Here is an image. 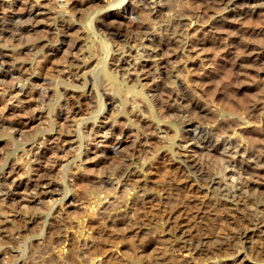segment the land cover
Segmentation results:
<instances>
[{
	"label": "rangeland",
	"instance_id": "obj_1",
	"mask_svg": "<svg viewBox=\"0 0 264 264\" xmlns=\"http://www.w3.org/2000/svg\"><path fill=\"white\" fill-rule=\"evenodd\" d=\"M70 1L74 2L71 4ZM70 1L72 6L66 5L68 10L62 8L64 0H51L48 6L43 3L41 11L33 14L31 20L22 22L29 28L28 32L23 31L22 37L0 33V50L8 54L4 63L0 62L1 66L7 69L18 66L21 72L25 70L21 73L25 77L23 81L15 79L13 84L12 81L0 83V117L19 122L21 128L11 134L0 132V182L6 181L3 189L16 197V200L6 202L0 194V228H3L0 230V264H232L238 256L241 262L237 264H264V234L247 229L255 220L251 215L264 218V63L253 62L247 56L252 48L264 50V8L255 7L262 0L240 1L236 11L229 12L226 20L218 23L219 33L216 34L208 31L206 23L213 10H205L203 0H166L168 7L163 8L164 17L149 20L145 16L154 11L151 1L147 6L139 0ZM76 1L81 3L75 5ZM17 2L19 0H0V19L9 14V4ZM59 2L63 6H59ZM128 8L133 10L132 15L136 18L131 19ZM76 15L81 17L77 16L78 19ZM97 17H100L99 21ZM110 18L116 19L124 29L146 22L149 30L156 29L161 38L170 40L180 57L179 54L171 57L172 49L169 48L157 50L155 56L141 55L140 45H127L125 39L128 37L117 38L104 28V20ZM30 23L32 27L40 24L42 31L38 29L40 27L37 31L30 28ZM174 30L178 34H172ZM171 35L175 39L169 38ZM147 36L148 32L142 38ZM67 42L77 44L79 57L91 53L87 57L91 67L85 68L83 82L81 79L76 84L72 82L73 68L67 66L63 48L57 49L62 45L66 47ZM17 54L20 56L16 57ZM21 55L22 60L18 59ZM123 58L138 62L143 69L128 75V83L122 84L120 74L123 70L120 73L114 67L117 63L125 65L127 60ZM162 58L163 62L170 58L168 64L165 63L167 70L163 74L166 75L152 74L154 62ZM107 71L115 73L123 87L118 93L99 85ZM37 72L57 83V87L46 90L47 97L42 103H47L41 109L38 105L41 95L26 81L27 78L35 79L39 75ZM93 81L96 86L91 92L89 87ZM179 82L182 91L178 89ZM127 85L140 93L127 91L124 88ZM183 91L201 106L195 109L180 93ZM168 107H171V116ZM126 108H130L129 111ZM36 109L43 112H40L41 117L37 116L39 118H35ZM172 110L180 113L174 116ZM181 115L192 117L188 121L191 124ZM192 122H202L203 126L213 130L210 142H205L199 135L190 138ZM140 123L155 130L151 140L157 138V141L147 139L145 145L143 130L147 129ZM21 130L26 131L20 133ZM161 135L165 136L161 138L165 142L159 139ZM39 138L46 145L56 143L57 149L47 154L49 159L39 158L38 162L33 161L31 151L33 144L41 142ZM181 144L186 148H181ZM113 145L117 146L116 152ZM199 146L203 151L195 157L200 171L189 167L188 161L193 157L191 148ZM227 159H234L235 163L228 164ZM240 167L253 171L249 185L241 190L236 186L244 174H240ZM44 171L47 176L51 174L48 177L55 178L54 188H58H53L50 200L38 204L29 202L26 198L29 190L25 185L28 187L33 179H37V173ZM240 195L245 199L242 200ZM24 203L30 204L27 205L30 209L23 208Z\"/></svg>",
	"mask_w": 264,
	"mask_h": 264
},
{
	"label": "bare ground",
	"instance_id": "obj_2",
	"mask_svg": "<svg viewBox=\"0 0 264 264\" xmlns=\"http://www.w3.org/2000/svg\"><path fill=\"white\" fill-rule=\"evenodd\" d=\"M45 1V0H44ZM42 1V2H40V1H38V0H34V2L32 1V2H30V1H28V0H23V1H20L19 0V2H17V3H19L20 4V6L19 5H17V3L14 5H12V3H10L9 5H10V7H11V9H10V11H9V14L7 13V16H5L4 18H1L0 19V33H5V34H10V35H12V36H14L15 34H17V35H20V37H22V33H23V31L24 30H28L29 28H27V26L26 25H23L22 24V22H24V21H28V20H31L30 18L33 16V14H36V13H38L39 11H41L42 10V8H41V6H42V4L44 3V6L46 5V6H48L49 5V2L51 1V0H48L47 2L45 1ZM55 1V0H54ZM69 1L70 0H64V4H65V6L64 7H62V8H64V9H66V10H68L67 9V7H68V5H71L74 1H70V3H69ZM139 1H141L142 2V4L144 5V6H147L149 3H148V1H151L152 2V4H153V8H154V11L152 12V13H148L147 12V15L145 16V18L146 19H154L155 17L157 18V16L158 17H160L161 15L163 16L164 15V13H163V8H165L166 7V0H139ZM166 1V2H165ZM240 1H242V0H203V5H204V8H205V10H210V11H212L213 10V13H212V15H211V17H210V19H209V22L208 23H206V25H207V27H208V31H210V32H213V33H219L218 31H219V28H218V23L219 22H223V21H225L226 20V18H227V14L229 13V12H232V11H234L235 10V8H237V5H238V3H240ZM12 2V1H11ZM14 2V1H13ZM243 2V1H242ZM51 3V2H50ZM76 3V4H75ZM74 4L75 5H79L78 3H81V2H78V1H76ZM169 3V2H168ZM57 4V3H56ZM202 4V3H201ZM250 4V3H249ZM59 6H63V5H60V2H59V4H58ZM58 5H56V6H58ZM66 5H67V7H66ZM75 5H73V6H75ZM143 5H142V7H143ZM197 5V4H196ZM1 6V5H0ZM7 6V5H6ZM15 6H18L19 8L17 9ZM50 6H51V4H50ZM53 6V5H52ZM72 6V5H71ZM130 5H128V7H129ZM201 6V5H200ZM263 7L264 8V0H262V1H260V2H257L256 4H255V7ZM76 7V6H75ZM75 7H74V9H75ZM167 7H168V5H167ZM49 8V7H48ZM51 8V7H50ZM53 8H54V6H53ZM60 8V7H59ZM70 8V7H69ZM72 8V7H71ZM131 8V7H130ZM55 9V8H54ZM56 9H57V7H56ZM73 9V8H72ZM72 9L70 10V11H72ZM77 9V8H76ZM142 9V8H141ZM172 9V8H171ZM7 10V9H6ZM8 10H9V8H8ZM50 10V9H49ZM78 10H80V9H78ZM168 10H169V8H168ZM65 11V10H64ZM77 11V10H76ZM75 11V12H76ZM81 11V10H80ZM175 11V10H174ZM236 11V10H235ZM234 11V12H235ZM250 11V10H249ZM263 11V10H262ZM4 12V11H3ZM46 12V11H45ZM60 12V11H59ZM128 12H129V16H132L131 17V19L134 17V18H136L135 16H133L132 14H133V10L132 9H129L128 8ZM127 12V13H128ZM166 12V11H165ZM5 13V14H6ZM62 13V12H61ZM72 13H74L73 11H72ZM167 13V12H166ZM174 13V12H173ZM179 13V12H178ZM177 13V14H178ZM183 13V12H182ZM194 13V12H193ZM192 12H191V14H193ZM211 13V12H210ZM51 14H53V13H51ZM151 14V15H150ZM181 14V13H180ZM185 14V13H184ZM186 14H187V12H186ZM185 14V15H186ZM188 14H190V13H188ZM203 14V13H202ZM245 14V13H244ZM179 15V14H178ZM182 16H183V14H181ZM184 15V16H185ZM194 15V14H193ZM196 15V14H195ZM194 15V16H195ZM46 16H48V15H46ZM51 16V15H50ZM78 15H76V17H77ZM166 16V15H165ZM180 16V15H179ZM178 16V17H179ZM198 16H200V15H198ZM239 16V15H238ZM75 17V18H76ZM79 18L81 17V16H78ZM77 17V18H78ZM111 17V16H110ZM164 17V16H163ZM186 17V16H185ZM45 18V17H44ZM51 18V17H50ZM59 18V17H58ZM66 18V17H65ZM64 18V19H65ZM77 18H76V20H77ZM78 18V19H79ZM98 18H100V17H97L96 19L98 20ZM104 18V17H103ZM116 18V17H115ZM189 18V17H188ZM191 18V17H190ZM195 18V17H194ZM193 18V19H194ZM37 19V18H36ZM43 19V18H42ZM68 19V18H67ZM67 19H66V21H67ZM108 19V18H107ZM184 19V18H183ZM96 20V21H97ZM104 20V19H103ZM159 20V19H158ZM167 20V19H166ZM185 20V19H184ZM229 20V19H228ZM99 21V20H98ZM101 21V20H100ZM155 21V20H154ZM153 21V22H154ZM160 21V20H159ZM175 21H177V20H175ZM178 21H182V20H178ZM192 21V20H191ZM194 21H196V20H194ZM15 22V23H14ZM102 22V21H101ZM119 22H121V21H119ZM142 22V21H141ZM157 22V21H156ZM163 22V21H162ZM165 22V21H164ZM168 22V21H167ZM186 22V21H185ZM189 22V21H188ZM205 22V21H204ZM228 22V21H227ZM27 23V22H26ZM29 23V22H28ZM43 23V22H42ZM48 23V22H47ZM104 28H106L107 29V31L110 33V34H112L113 36H115V37H117V38H121V37H128V38H130V40L128 41L127 39H125V43H127V45L128 44H131V45H133V46H137V45H140L141 46V48L143 49L142 50V52H141V55H142V53H145V55H150V54H153V56H155V55H158V52H157V50H162V49H164V48H169V49H172V52L170 53V56L171 57H173V56H175L176 54H179V53H176V50L174 49V46H172L171 44H170V40H167V39H163V38H161V36H159L160 34H159V32L156 30V29H151V30H149V25H147L146 24V22L145 23H140L139 25L137 24V25H135V27H130V29H124V28H122L119 24L120 23H118V21L116 20V19H114V18H110V20H104ZM182 23V22H181ZM36 24V23H35ZM34 24V25H35ZM121 24H122V22H121ZM43 25H44V23H43ZM58 25H60V24H58ZM165 26H166V24H164ZM175 25V24H174ZM178 25H179V23H178ZM33 26V24L31 25V23H30V28H32V29H37L38 27H40V28H38V29H40L41 30V26H40V24L38 25V26H35V27H32ZM163 26V25H162ZM172 26H173V24H172ZM177 26V25H176ZM46 27V26H45ZM66 27V26H65ZM98 27V26H97ZM103 27V26H102ZM184 27V26H183ZM182 27V28H183ZM56 28V27H55ZM62 28V27H61ZM155 28H157V27H155ZM166 28V27H165ZM170 28V27H169ZM204 28V27H203ZM37 29V30H38ZM48 29V28H47ZM46 28H45V30H47ZM53 29V28H52ZM163 29V28H162ZM207 29V28H206ZM36 30V31H37ZM49 30H51V29H49ZM65 30H67V29H65ZM65 30H61V32L62 31H65ZM97 30H101V28L100 29H97ZM103 30V29H102ZM173 30V29H172ZM205 30V29H204ZM221 30V29H220ZM42 31V30H41ZM40 31V32H41ZM48 31V30H47ZM52 31V30H51ZM53 31H55V30H53ZM207 31V30H206ZM28 32V31H27ZM46 32V31H45ZM72 32V31H71ZM84 32V31H83ZM101 32V31H100ZM106 32V31H105ZM149 33V36H147L146 38H142V36L145 34V33ZM58 33H60V32H58ZM64 33H66V32H64ZM68 33V32H67ZM161 33V32H160ZM169 33H170V31H169ZM24 34V33H23ZM42 34H43V32H42ZM50 34V33H49ZM48 34V35H49ZM172 34H178V32H177V30H174V31H172ZM28 35H29V33H28ZM44 35V34H43ZM111 35V36H112ZM220 35V34H219ZM1 36V35H0ZM3 36V35H2ZM11 36V37H12ZM47 36V35H46ZM54 36V35H53ZM59 36V35H58ZM61 36V35H60ZM63 36H65V35H63ZM68 36V35H67ZM168 36V35H167ZM183 36H184V34H183ZM182 36V37H183ZM17 37V36H16ZM24 37V36H23ZM55 37H56V35H55ZM78 37H79V35H78ZM77 37V38H78ZM9 38V37H8ZM13 38V37H12ZM61 38V37H60ZM71 38V37H70ZM114 38V37H113ZM112 38V39H113ZM169 38H171V39H175V37L174 36H170ZM197 38V37H196ZM3 39V38H2ZM15 39V38H14ZM18 39H20L19 37H18ZM17 39V40H18ZM74 39V38H73ZM163 39V40H162ZM179 39V38H178ZM185 39V38H184ZM202 39V38H201ZM34 40V39H33ZM59 40V39H58ZM61 40H63V38L61 39ZM68 40V39H67ZM75 40V39H74ZM111 40V39H110ZM115 40V39H114ZM192 40V39H191ZM8 41V40H7ZM20 41V40H19ZM64 41V40H63ZM71 41V40H70ZM78 41V40H77ZM81 41V40H80ZM121 41V40H120ZM202 41V40H201ZM230 41V40H229ZM22 42V41H21ZM60 42V41H59ZM62 42V41H61ZM66 42V41H65ZM73 42V41H72ZM188 42V41H187ZM20 43V42H19ZM81 43V42H80ZM193 43V42H192ZM39 44V43H38ZM79 44V43H78ZM86 44V43H85ZM191 44V43H190ZM232 44V43H231ZM17 45V44H16ZM15 45V46H16ZM22 45V44H21ZM25 45V44H24ZM36 45V44H35ZM62 45V44H61ZM96 45V44H95ZM118 45H120V43L118 44ZM254 45V44H253ZM258 45V44H257ZM47 46H49V45H47ZM81 46V45H80ZM198 46V45H197ZM228 46H229V44H228ZM30 47H32V46H30ZM36 47V46H35ZM37 47H39V46H37ZM51 47V46H50ZM79 47V46H78ZM176 47H178V46H176ZM181 47H182V45H181ZM180 47V48H181ZM262 47V46H261ZM29 48V47H28ZM33 48V47H32ZM55 48V47H54ZM62 49L63 48V50H61V51H63V53H64V56L65 57H63V58H65L64 60L67 62V66L69 67V69L71 68H73V72H71L72 73V79H73V81L72 82H75V84H76V81H79L80 79H81V82H83L84 81V79H86V75H84L85 73V68L87 67V65H91V64H88L90 61H89V58H87V57H89L90 56V54L89 55H84V56H80L79 57V54H77V52H76V49H77V44H74V43H72L71 44V42L69 43V42H67L66 43V47H64L63 45L62 46H59V47H57V49ZM80 48V47H79ZM126 48V47H125ZM157 48V49H156ZM188 48H192V47H188ZM26 49V48H25ZM31 49V48H30ZM36 49V48H35ZM45 49H47V48H45ZM85 49V48H84ZM83 49V50H84ZM97 49V48H96ZM114 49V48H113ZM177 49V48H176ZM78 50H80V49H78ZM89 50H90V48H89ZM109 50V49H108ZM122 50H124V49H122ZM187 50H190V49H187ZM13 51V50H12ZM21 51V50H20ZM19 51V52H20ZM25 51V50H24ZM48 51V50H47ZM54 51V50H53ZM126 51H128V53H129V49L128 50H126ZM132 51V50H131ZM180 51V50H179ZM242 51V50H241ZM249 51H251V52H249ZM18 52V53H19ZM23 52V51H22ZM27 52H29V50L27 51ZM44 51H42V53H43ZM60 52V51H59ZM97 52V51H96ZM248 52H249V55H247V56H249V58L253 61V62H260V64L261 63H264V50L263 49H261V48H252V50H248ZM8 53V52H7ZM13 53V52H12ZM51 53V52H50ZM95 53V52H94ZM94 53H92V55L94 54ZM127 53V52H126ZM163 53V52H162ZM20 54V53H19ZM53 54V53H52ZM55 54V53H54ZM62 54V53H61ZM87 54V53H86ZM8 54H6V52H2L1 50H0V62L1 63H4V62H2V61H4V57H6ZM10 55V54H9ZM18 55V54H17ZM40 55V54H39ZM39 55H38V59H39ZM45 55V54H44ZM43 55V56H44ZM95 55H96V53H95ZM115 55V54H114ZM130 55H131V53H130ZM20 55H18V56H16V57H19ZM23 55H21V57H22ZM25 56H26V54H25ZM41 56V55H40ZM63 56V55H62ZM97 56V55H96ZM9 57V56H8ZM13 57V56H12ZM14 57H15V54H14ZM42 57V56H41ZM93 58H94V55L92 56ZM133 57H135V56H133ZM179 57H180V54H179ZM245 57V56H244ZM43 58H45V56L43 57ZM91 58V57H90ZM115 58H117V57H115ZM16 59V58H15ZM18 59H23V57L22 58H18ZM121 59V58H120ZM124 59V58H123ZM126 59V58H125ZM124 59V60H125ZM166 59V62H163L162 60H163V58L161 59V60H159V61H156V62H154V64H153V67H151L152 68V71H151V73L152 74H157V75H162L166 70H167V66L165 65V63H167L168 64V62H169V59L170 58H165ZM173 59V58H172ZM35 60H37V59H35ZM40 60V59H39ZM92 60V59H91ZM114 60V59H113ZM118 60V59H117ZM122 60V59H121ZM121 60H118V61H120V62H122ZM127 60V59H126ZM6 61V60H5ZM38 61V60H37ZM36 61V62H37ZM41 61V60H40ZM40 61L38 62V63H40ZM98 61V60H97ZM128 61V62H127ZM127 61H124L125 62V65L124 64H120V63H117V64H115V69H116V71H120V73H121V70H123V72L120 74L121 75V77H122V81H120L122 84L123 83H128V75H130V74H134L135 72H138V69H140L141 70V68H140V65H139V63L138 62H136V61H132V60H127ZM35 62V63H36ZM12 63H13V61H12ZM37 63V64H38ZM94 63V62H93ZM92 63V64H93ZM114 63H116V62H114ZM20 64V63H19ZM22 64H23V62H22ZM28 64V63H27ZM43 64V63H42ZM107 64V63H106ZM29 65V64H28ZM35 65V64H34ZM113 65V64H112ZM144 65V64H143ZM246 65V64H245ZM5 66V65H4ZM21 66V65H20ZM27 66V65H26ZM40 66V70L39 71H41V64L39 65ZM66 66V67H67ZM142 66V65H141ZM259 66H261V65H259ZM264 66V65H263ZM22 67V66H21ZM25 67V66H24ZM29 67V66H28ZM63 67V66H62ZM91 67V66H90ZM109 67V66H108ZM170 67V66H169ZM188 67V66H187ZM105 68V67H104ZM261 68V67H260ZM22 69H24V68H22ZM26 69H27V67H26ZM29 69V68H28ZM64 69V68H63ZM99 69V68H98ZM143 69V68H142ZM177 69V68H176ZM114 70V69H113ZM145 70V69H144ZM262 70H264V69H262ZM25 71V70H24ZM24 71H22V72H24ZM43 71V70H42ZM46 71V70H45ZM115 71V72H116ZM176 71V70H175ZM21 69H19V67L17 66V67H13L12 69L11 68H9V69H7V68H5V67H3V66H1V64H0V83H1V81L3 82V84L5 83V81L6 82H11L12 80H19V81H23L24 79H25V77L24 76H22L21 75ZM26 72H27V70H26ZM108 72V71H107ZM140 72V71H139ZM39 75L38 76H36L35 77V79H26V81H28V84H30V86L32 87V90L34 89L35 90V93H37V94H39V95H41L40 97V102H38V105H39V108L41 109L42 107H43V105L45 104V103H47V102H44V104L42 103L43 102V100H44V97H45V94H46V90H48V89H51L53 86L54 87H57V83L56 82H53L50 78H46V77H44L42 74H41V72H37ZM46 73V72H45ZM87 73V72H86ZM166 73V72H165ZM68 74V73H67ZM115 74V73H114ZM111 71H109L108 73H106V78L104 79V80H100V86H103L104 88H111L112 90L114 89V93H118L119 91H121V89L123 88L121 85H120V83H119V81L117 80V78L115 77V75H114ZM179 74V73H178ZM177 74V75H178ZM92 75V74H91ZM164 75V74H163ZM166 75V74H165ZM164 75V76H165ZM26 76H28V75H26ZM48 76V75H47ZM93 76V75H92ZM174 76H175V74H174ZM67 77V76H66ZM96 77V76H95ZM120 77V76H119ZM130 77V76H129ZM169 77V76H168ZM176 77H178V76H176ZM65 78V77H64ZM70 78H71V76H70ZM89 78V77H88ZM87 78V79H88ZM91 78V77H90ZM69 79V78H68ZM67 79V80H68ZM94 79V78H93ZM7 80H10V81H7ZM67 80H65V81H67ZM120 80V79H119ZM131 80V79H130ZM70 81H71V79H70ZM90 81V80H89ZM88 81V82H89ZM177 82V81H176ZM12 84H13V81L11 82ZM85 83V82H84ZM91 83V82H90ZM89 83V84H90ZM164 83H166V81L164 82ZM61 84V83H60ZM83 84V83H82ZM86 84V83H85ZM133 84L135 85V83L133 82ZM7 85V84H6ZM10 84L8 83V86H9ZM62 86H63V84H61ZM166 85V84H165ZM183 85V84H182ZM96 85H95V82L93 81V84H92V86H91V88L89 87V90L91 89V92H92V90L93 91H95V89L93 88V87H95ZM137 86V85H136ZM177 86V85H176ZM176 86H174L173 88L174 89H176ZM184 86V85H183ZM11 87V86H10ZM15 87V86H14ZM166 87V86H165ZM178 89H180V91H182V87L180 86V82H179V85H178ZM62 88V87H61ZM64 88V87H63ZM100 88H102V87H100ZM99 88V89H100ZM127 91H133V92H135L136 90H134V87L132 88L131 87V85L130 86H126V87H124ZM168 88V87H167ZM172 88V87H171ZM186 88V87H185ZM6 89V88H5ZM12 89V88H11ZM60 89V88H59ZM69 89V88H68ZM67 89V90H68ZM141 89V88H140ZM33 90V91H34ZM52 90V89H51ZM106 90V89H105ZM104 90V91H105ZM169 90H170V88H169ZM177 90V89H176ZM15 91V90H14ZM62 91V90H61ZM72 91H73V89H72ZM77 91V90H76ZM107 91V90H106ZM179 91V90H178ZM177 91V92H178ZM53 92V91H52ZM67 92V91H66ZM75 92V91H74ZM80 92V91H79ZM79 92H76V93H79ZM89 92V91H88ZM101 92V91H100ZM108 92H110V91H108ZM108 92H107V94H108ZM171 92V91H170ZM176 92V91H175ZM174 92V93H175ZM7 93H9V92H7ZM85 93H87V92H85ZM95 93H97V91L95 92ZM136 93H140L139 91H136ZM168 93V92H167ZM181 94H183V97L185 98V99H187L188 101H189V103L191 102V104L193 105V107L195 108V109H198V107L199 106H201V105H198V103L196 102V100L194 101L193 100V98L191 99L188 95H189V93H187L186 91H183V92H180ZM180 93H179V95H180ZM17 94V93H16ZM64 94V93H63ZM70 95H71V93H69ZM74 94V93H73ZM101 94H103V93H101ZM123 94V93H122ZM127 94V93H126ZM66 95H68V94H66ZM69 95V96H70ZM113 95V94H112ZM117 95V94H116ZM124 95V94H123ZM148 95V94H147ZM153 95V94H152ZM173 95H175V94H173ZM12 96H13V94H12ZM72 96H74V95H72ZM122 96V95H121ZM191 96V95H190ZM38 97V96H37ZM47 97V96H46ZM45 97V98H46ZM68 97V96H67ZM75 97V96H74ZM88 97V96H87ZM171 97V96H170ZM72 98V97H71ZM91 98H92V96H91ZM116 98V97H115ZM173 98V96L171 97V99ZM12 99V98H11ZM21 99V98H20ZM125 99V98H124ZM139 99V98H138ZM176 99V98H175ZM114 100V99H113ZM119 100V99H118ZM129 101V100H128ZM127 101V102H128ZM131 101V100H130ZM177 101V100H176ZM94 102V101H93ZM66 103V102H65ZM126 103V102H125ZM130 103V102H129ZM140 103V102H139ZM144 103V102H143ZM181 103V102H180ZM71 104V103H70ZM62 105V104H61ZM148 105V104H147ZM167 105H168V103H167ZM180 105V104H179ZM184 105V104H183ZM191 105V106H192ZM52 106H53V104H52ZM115 106H117V105H115ZM128 106V105H127ZM130 106V105H129ZM128 106V107H129ZM164 106V105H163ZM189 106H190V104H189ZM35 107V106H34ZM49 107V106H48ZM67 107V106H66ZM137 107V106H136ZM178 107V106H177ZM193 107H191L192 108V111H193ZM213 107V106H212ZM257 107V106H256ZM130 108H131V106H130ZM129 108V109H130ZM143 108H145V107H142V109ZM254 108V107H253ZM40 109H36V113H35V118H39V117H37V116H40V112H42V110H40ZM48 109V108H47ZM52 109H53V107H52ZM129 109H127L126 108V110H128L129 111ZM136 109V108H135ZM146 109V108H145ZM173 109V108H172ZM205 109V108H204ZM214 109V108H213ZM252 109V108H251ZM159 110V109H158ZM171 110V107H168L167 108V111L169 112ZM207 111L209 110V109H206ZM50 111V110H49ZM105 111V110H104ZM132 111V110H131ZM143 111V110H142ZM173 111V110H172ZM212 111V110H211ZM210 111V112H211ZM252 111V110H251ZM51 112V111H50ZM137 112V111H136ZM140 112H141V110H140ZM144 112V111H143ZM162 112V111H161ZM168 112H166L167 113V115H169L168 114ZM174 112V116H176L177 115V113L179 114L180 112H179V110H176V111H173ZM172 112V113H173ZM185 112V111H184ZM203 112V111H202ZM43 113V112H42ZM59 113V112H58ZM133 113V112H132ZM163 113V112H162ZM161 113V114H162ZM166 113H163L164 115H166ZM170 113V112H169ZM50 114V113H49ZM142 114V113H141ZM160 114V115H161ZM202 114H205L204 112L202 113ZM135 115V114H134ZM172 115V116H173ZM183 115V114H182ZM181 115V116H182ZM206 115V114H205ZM119 116V115H118ZM130 116V115H129ZM133 116V115H132ZM132 116H130V117H132ZM170 116H171V113H170ZM178 116V115H177ZM189 116V115H188ZM204 116V115H203ZM213 116V115H212ZM41 117V116H40ZM107 116H105V118H106ZM121 117V116H120ZM158 117H160V116H158ZM166 118H167V116H165ZM183 117V116H182ZM247 117V116H246ZM139 118V117H138ZM176 118V117H175ZM179 118H181V117H179ZM186 118V119H185ZM183 117L182 119L184 120L185 119V121H189L190 122V119H192V117L189 119V118H187V117ZM199 118V117H198ZM96 119V118H95ZM130 119V118H129ZM135 119V118H134ZM134 119H131V120H134ZM144 119H145V117H144ZM148 119V118H147ZM201 119V118H200ZM40 120V119H39ZM118 120V119H117ZM116 120V121H117ZM177 120V119H176ZM183 120H182V122H183ZM194 120V119H193ZM224 120V119H223ZM135 121H138V120H135ZM135 121H133V122H135ZM149 122H150V120H148ZM178 121H181L180 119H178ZM184 121V122H185ZM118 122V121H117ZM139 122V121H138ZM137 122V123H138ZM177 122V121H176ZM183 122V123H184ZM188 122V123H189ZM230 122V121H229ZM131 123V122H130ZM153 123V122H152ZM158 123V122H157ZM179 123V122H178ZM195 123V122H194ZM202 122H199V123H196V124H193V122H192V125H193V129H192V131H190L189 133H190V138H195V137H197L198 135L200 136V137H202L204 140H205V142H210L211 141V139H212V131L208 128V127H206V126H203L202 124H201ZM232 123V122H231ZM104 124V123H103ZM143 124H145V123H143ZM142 123H140L139 125H141L142 127L144 126H147L146 124L145 125H143ZM149 124V123H148ZM161 124V123H160ZM167 124V126L166 127H168V123H166ZM191 123H189V125H190ZM224 124V123H223ZM227 124V123H226ZM229 124V123H228ZM20 123L18 122H14V121H10V120H7V119H5V118H3V117H0V132L1 131H3L4 133H10V132H14V131H19L21 128H19L20 126ZM106 125V124H105ZM153 125H155V123L153 124ZM153 125H150L151 126V128L152 127H154V128H156V130L159 128H157V126H153ZM182 125V124H181ZM225 125V124H224ZM233 125V124H232ZM231 125V126H232ZM95 126V125H94ZM149 126V125H148ZM90 127V126H89ZM140 127V126H139ZM160 127H161V125H160ZM184 127H185V125H184ZM191 127V126H190ZM189 127V128H190ZM226 127V126H225ZM26 128V127H25ZM98 128V127H97ZM111 128V127H110ZM131 128V127H130ZM146 128V127H145ZM192 128V127H191ZM190 128V129H191ZM218 128V127H217ZM24 129V128H23ZM96 129V128H95ZM100 129V128H99ZM105 129V128H104ZM103 129V130H104ZM109 129V128H108ZM140 129H141V127H140ZM144 129V128H143ZM147 129V128H146ZM159 129H161V128H159ZM178 129H179V127H178ZM209 129V130H208ZM224 129V128H223ZM88 130V129H87ZM101 130V129H100ZM99 130V131H100ZM105 130H107V129H105ZM137 130V129H136ZM162 130V129H161ZM224 130H226V129H224ZM24 131H26V130H21L20 131V133L21 132H24ZM60 131V130H59ZM95 131V130H94ZM99 131H97V132H99ZM134 131V130H133ZM144 132V139H145V141L148 139V141H150L151 140V138H152V136H153V134L155 135L156 133L154 132L155 130L154 129H147V130H143ZM179 131V130H178ZM182 131V130H181ZM189 131V130H188ZM211 131V132H210ZM3 132H1L2 134H3ZM56 132H57V130H56ZM70 132V131H69ZM93 132V131H92ZM112 132V131H111ZM186 132V131H185ZM0 133V134H1ZM18 133V132H17ZM33 133H35V132H33ZM58 134H59V132H57ZM83 133V132H82ZM95 132H93L92 134H94ZM102 134H103V132H101ZM135 133V132H134ZM159 133V132H158ZM157 133V134H158ZM166 133V132H165ZM11 134V133H10ZM13 134V133H12ZM15 134V133H14ZM19 134V133H18ZM17 134V135H18ZM30 134V133H29ZM28 134V135H29ZM39 134V133H38ZM46 134H47V132H46ZM54 134V133H53ZM57 134V135H58ZM84 134V133H83ZM105 134V133H104ZM103 134V135H104ZM114 134V133H113ZM124 134V133H123ZM141 134V133H140ZM178 134V133H177ZM16 135V134H15ZM24 135V134H23ZM33 135V134H32ZM56 135V134H55ZM106 135V134H105ZM108 135V134H107ZM106 135V136H107ZM182 135H184V134H182ZM187 135H188V132H187ZM2 136V135H1ZM12 136V135H11ZM19 136H20V134H19ZM39 136V135H38ZM53 136V135H52ZM71 136V135H70ZM74 136V135H73ZM89 136V135H88ZM102 136V135H101ZM114 136V135H113ZM133 136V135H132ZM136 136V135H135ZM22 137V136H21ZM30 137V136H29ZM54 137V136H53ZM53 137H51L52 139H53ZM56 137V136H55ZM58 137V136H57ZM125 137V136H124ZM159 137V136H158ZM163 137H165V136H163V135H161L160 136V140H161V138H163ZM184 137V136H183ZM187 137V136H186ZM185 137V138H186ZM19 138V137H18ZM25 138V137H24ZM59 138V137H58ZM62 138V137H61ZM64 138V137H63ZM67 138V137H66ZM65 138V139H66ZM72 138V137H71ZM79 138V137H78ZM110 138V137H109ZM108 138V139H109ZM119 138V137H118ZM134 138V137H133ZM142 138V137H141ZM179 138H180V136H179ZM184 138V139H185ZM187 138H189V137H187ZM9 139H11V138H9ZM13 139V138H12ZM15 139V138H14ZM13 139V140H14ZM22 140H26V139H23V138H21ZM64 139V140H65ZM139 138H137V140H138ZM155 139V138H154ZM154 139H153V141H154ZM157 139V138H156ZM155 139V140H156ZM202 139V140H203ZM31 140V139H30ZM39 140H40V138H39ZM47 140V139H46ZM56 140H58V139H56ZM60 140V139H59ZM68 140V139H67ZM159 140V141H160ZM201 140V139H200ZM12 141V140H11ZM15 141V140H14ZM29 141V140H28ZM41 141V140H40ZM85 141V140H84ZM117 141V140H116ZM143 141V140H142ZM152 141V140H151ZM152 141V142H153ZM157 141V140H156ZM161 141H164V139L163 140H161ZM161 141H160V143H161ZM175 141V140H174ZM179 141V140H178ZM178 141H176V142H178ZM231 141H233V140H231ZM13 142V141H12ZM50 142H54V141H50ZM64 142V141H63ZM136 142H138V141H136ZM140 142V141H139ZM165 142V141H164ZM168 142V141H167ZM213 142V141H212ZM10 143V142H9ZM36 143V142H35ZM39 143V142H38ZM46 143H48V142H46ZM69 143V142H68ZM71 143V142H70ZM70 143H69V145H70ZM141 143H143V142H141ZM146 143H147V141L145 142V145H146ZM233 143V142H232ZM8 144V143H7ZM55 144L56 143H54V144H50V145H46L45 144V142L44 141H41L39 144H33V147H32V155H33V161L34 160H39V158L41 159V158H47L48 157V153L49 152H53L54 153V148H56L57 149V146H55ZM74 144H75V142H74ZM116 144H118L117 142H116ZM132 144V143H131ZM139 144V143H138ZM166 144V143H165ZM183 144V143H182ZM180 145V147L181 148H186L185 147V145ZM31 145H32V143H31ZM30 145V146H31ZM151 145H152V143H151ZM212 145V144H211ZM138 146V145H137ZM137 146H134V147H137ZM149 146V145H148ZM148 146L146 147V148H148ZM173 146V145H172ZM191 146H193V145H191ZM207 146V145H206ZM69 147H71V146H69ZM143 147V146H142ZM176 147V146H175ZM67 148H68V146H67ZM139 148V147H138ZM145 148V149H146ZM188 148V147H187ZM260 148V147H259ZM259 148L257 149V150H259ZM31 149V148H30ZM30 149H28V150H30ZM59 149V148H58ZM61 149V148H60ZM64 149V148H63ZM62 149V150H63ZM72 149V148H71ZM70 149V150H71ZM77 149V148H76ZM112 149H113V151H115L116 152V149H117V146H112ZM111 149V150H112ZM143 150H144V148H142ZM172 149V148H171ZM174 149V148H173ZM179 149V148H178ZM215 149V148H214ZM217 149V148H216ZM138 150V149H137ZM163 150V149H162ZM175 150V149H174ZM181 150H183V149H181ZM187 150V149H186ZM204 150H205V148H204ZM57 151V150H56ZM55 151V152H56ZM112 151V152H113ZM147 151V150H146ZM150 151V150H149ZM179 151V150H178ZM177 151V152H178ZM185 151V150H184ZM190 151V150H189ZM191 151H193V152H191V154L193 155V157H191L190 159L188 158V161H189V167H192V168H194L195 170H199V164H198V161H197V159H196V157L195 156H197L198 157V154H200V153H202V151H203V149H202V147H197V148H195V149H193V147L191 148ZM218 151V150H217ZM132 152V151H131ZM261 152V151H260ZM263 152V151H262ZM57 153V152H56ZM55 153V154H56ZM114 153V152H113ZM119 153V152H118ZM134 153V152H133ZM182 153V152H181ZM184 153V152H183ZM187 153H188V151H187ZM52 154V153H51ZM126 155V154H125ZM215 155V154H214ZM180 157V156H179ZM185 157V156H184ZM189 157V156H188ZM19 158V157H18ZM53 158V157H52ZM183 158V157H182ZM186 158V157H185ZM262 158V157H261ZM260 158V159H261ZM30 159H32L31 157H30ZM47 159H49V158H47ZM136 159V158H135ZM184 159V158H183ZM37 160V161H38ZM200 160V159H199ZM262 160V159H261ZM27 161V160H26ZM130 161V160H129ZM187 161V162H188ZM227 162H228V164H232V163H235V160L234 159H227L226 160ZM39 162V161H38ZM45 162V161H44ZM52 161H50V163H51ZM54 162V161H53ZM35 163V162H34ZM178 163V162H177ZM47 164V163H46ZM54 164V163H53ZM237 164V163H236ZM51 165V164H50ZM67 165H69V164H67ZM136 165V164H135ZM188 165V164H187ZM5 166V165H4ZM240 166V165H239ZM243 166V165H242ZM37 167V166H36ZM67 167V166H66ZM32 168V167H31ZM137 168V167H136ZM233 168V167H232ZM239 168V167H238ZM241 168V170H239V172H240V174L241 173H244L243 174V176H242V178L239 180V182H238V184L236 185L238 188H239V190H241L243 187H246V186H248L249 185V182H250V175L252 176V174H253V171H251L252 172V174H251V172H250V170H247V168H245V167H240ZM251 168V167H250ZM37 169V168H36ZM67 169H69V167L67 168ZM67 169H66V171H67ZM203 169V168H202ZM254 169V168H253ZM7 170V169H6ZM5 170V171H6ZM46 170V169H45ZM55 170V169H54ZM190 170H192V169H190ZM224 170V169H223ZM1 171V170H0ZM8 171V170H7ZM10 171V170H9ZM47 171H48V169H47ZM118 171V170H117ZM200 171V170H199ZM38 172H39V170H38ZM131 171H129V173H130ZM230 172L231 173H233V171H231L230 170ZM36 173V172H35ZM50 173V172H49ZM255 173V172H254ZM223 174V173H222ZM229 174V173H228ZM236 174V173H235ZM51 174H49L48 176H50ZM227 175V174H226ZM32 176V175H31ZM37 179H33V181L30 183V185L27 187L26 185H25V187H26V189L27 190H29L28 191V197H26V198H28V200H29V202L31 201V202H36L37 204L38 203H41V202H43V201H45V200H50L51 199V197H52V195H53V188H54V185H55V182H54V180L53 179H55V178H50V177H48L47 175H46V173H45V171H44V173H42L41 172V174L39 173H37ZM200 176V175H199ZM231 176V175H230ZM33 177H34V175H33ZM36 177V176H35ZM105 177V176H104ZM228 177V176H227ZM3 178V177H2ZM102 178V177H101ZM106 178V177H105ZM230 178V177H229ZM26 179H28V178H26ZM32 179V178H31ZM113 179V178H112ZM1 180V179H0ZM212 180H213V178H212ZM238 180V179H237ZM30 181V180H29ZM193 181V180H192ZM227 181H229V180H227ZM232 181V180H231ZM236 181V180H235ZM4 181L2 180L1 182H0V194L1 195H3L2 196V200H9V202H10V200L11 201H13V200H16V197H14V196H12L11 194V196L9 195V192H6L4 189H3V187L4 186H6V185H4L5 184V182L3 183ZM24 182V181H23ZM217 182V181H216ZM7 183V182H6ZM117 183V182H116ZM115 183V184H116ZM229 183V182H228ZM16 184H18V182L16 183ZM26 184V183H25ZM114 184V183H113ZM221 184H223L222 182H221ZM220 184V185H221ZM230 184H231V182H230ZM255 184V183H254ZM95 185H98V184H95ZM123 185V184H122ZM15 186V185H14ZM24 186V185H23ZM58 186V185H57ZM67 186V185H66ZM210 186V185H209ZM229 186V185H228ZM16 187V186H15ZM15 187H14V189H15ZM31 187V188H30ZM110 187H111V185H110ZM215 187V186H214ZM231 187V186H230ZM249 187H251V186H249ZM256 187V186H255ZM258 187V186H257ZM5 188V187H4ZM28 188H30V189H28ZM56 188H58V187H56ZM56 188H54V190L56 189ZM120 188V187H119ZM261 188V187H260ZM264 187H262V189H263ZM22 189V188H21ZM23 190V189H22ZM24 190H25V188H24ZM18 191V190H17ZM222 191V190H221ZM264 191V190H263ZM24 192H26V191H24ZM244 192V191H243ZM12 193V192H11ZM20 193V192H19ZM65 193V192H64ZM63 193V194H64ZM225 193V192H224ZM15 194V193H14ZM24 194V193H23ZM23 194L21 195V196H23ZM104 194V193H103ZM240 194V193H239ZM244 194V193H243ZM61 195V194H60ZM105 195V194H104ZM20 196V197H21ZM55 196V195H54ZM53 196V197H54ZM95 197H96V195H94ZM93 196V197H94ZM232 196V195H231ZM230 196V197H231ZM239 196V195H238ZM241 196V199L243 200V199H245V197L244 196H242V195H240ZM20 197L18 198V199H20ZM56 197V196H55ZM62 197V196H61ZM264 197V196H263ZM25 198V199H26ZM62 198H64V197H62ZM98 198V197H97ZM232 198H233V196H232ZM236 197H234L233 199H235ZM1 199H0V201H1ZM22 199V198H21ZM24 199V200H25ZM27 200V199H26ZM4 201V202H5ZM233 201V200H232ZM7 202V201H6ZM17 202V201H16ZM15 202V203H16ZM19 202H20V200H19ZM46 202H49V201H46ZM63 202H64V200H63ZM52 203V202H51ZM97 203V202H96ZM130 203V202H129ZM14 204V203H13ZM17 204V203H16ZM25 204V203H24ZM23 204V206H22V204H20L23 208H26V207H28L29 205H28V203L27 204H25L24 205ZM228 204V203H227ZM28 205V206H27ZM36 205V204H35ZM46 205V204H45ZM66 206V205H65ZM229 206V205H228ZM255 206V205H254ZM243 207V206H242ZM252 207V206H251ZM29 208V207H28ZM64 208V207H63ZM30 209V208H29ZM67 209V208H66ZM65 209V210H66ZM241 209V208H240ZM61 210V209H60ZM248 211V210H247ZM256 211V210H255ZM249 213V212H248ZM253 213V212H252ZM31 214V213H30ZM29 214V215H30ZM38 214V213H37ZM247 214V213H246ZM250 214V213H249ZM255 214V213H254ZM258 214V213H257ZM256 214V215H257ZM262 214V213H261ZM45 215V214H44ZM251 215V214H250ZM34 216V215H33ZM39 216V215H38ZM41 216V215H40ZM252 216H254L255 217V220H253V222H251V226H248L247 227V229L248 230H256V231H259V232H261L262 234H264V218H260V216L259 217H256L255 215H251V218H252ZM263 215H261V217H262ZM30 217V216H29ZM35 217V216H34ZM112 217V216H111ZM249 217V216H248ZM28 218V217H27ZM3 219V218H2ZM29 220V219H28ZM245 221V220H244ZM33 222V221H32ZM79 222V221H78ZM78 224V223H77ZM77 224L75 225V226H77ZM1 225V224H0ZM80 226V225H79ZM82 226V225H81ZM2 228V227H1ZM1 228H0V230H1ZM79 228V227H78ZM81 228V227H80ZM3 229V228H2ZM240 230H244V229H240ZM79 231V230H78ZM259 232H257V233H259ZM240 233V232H239ZM243 233V232H242ZM4 234V233H3ZM241 234V233H240ZM239 234V235H240ZM244 234V233H243ZM260 235V234H259ZM4 236H5V234H4ZM241 236H242V234H241ZM245 236V235H244ZM85 243V242H84ZM223 244V243H222ZM218 245V244H217ZM225 246V245H224ZM226 247V246H225ZM214 248H216V247H214ZM217 248H218V246H217ZM221 248H222V246H221ZM220 248V249H221ZM243 256V255H242ZM239 257V256H238ZM238 257L237 258H235L233 261L232 260H230V261H232V264H237L240 260L238 259ZM234 257H232V259H233ZM242 258V257H241ZM225 261V260H224ZM245 261V260H244ZM241 262V261H240ZM210 263V262H209ZM230 264H231V262H229ZM244 263V262H243ZM222 264V263H221ZM246 264V263H245Z\"/></svg>",
	"mask_w": 264,
	"mask_h": 264
}]
</instances>
